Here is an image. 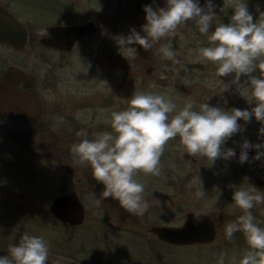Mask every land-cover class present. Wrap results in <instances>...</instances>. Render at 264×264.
Instances as JSON below:
<instances>
[{"label": "rangeland", "instance_id": "rangeland-1", "mask_svg": "<svg viewBox=\"0 0 264 264\" xmlns=\"http://www.w3.org/2000/svg\"><path fill=\"white\" fill-rule=\"evenodd\" d=\"M59 1L72 7L71 14L51 16L39 11L40 27L56 18L91 20L96 29L67 52L39 44L37 38L45 31L31 30L29 44L14 56L33 81L44 113L35 124L17 122V128L0 130V186L20 190L18 202L22 204L17 211L0 204V224L5 235L13 236V240H19L24 233L43 237L49 245V257L58 264H219L221 256L223 264H239L247 250L246 241L240 232L229 241L224 230L241 215L232 205L234 191L254 186L264 194L255 181L256 177L264 178V156L254 161L256 150L252 149L247 163L240 164L238 159L245 140L253 145L264 144L261 125L254 118L249 123L238 121L242 131L223 146L233 148L236 156L218 159L211 167L199 156L185 161L178 149L179 139L169 141L160 158L159 175L137 177L145 184L149 204L143 216L125 212L111 198L96 204L103 186L93 180L89 167L75 162L71 146L85 138L78 133L93 139L100 132L111 131V113L124 110L136 91L170 97L177 111L190 101L194 102V110L204 103L225 111L251 110L255 105L246 102L250 87L246 78L231 84V75L218 78L212 64L198 60V49L209 46V42L192 21L147 51L130 45L136 48L137 56L128 59L118 48L117 37H127L131 29L143 35L144 7L158 9L165 6L166 0ZM241 2L246 3L254 20L264 18V0ZM198 3L204 7L207 0ZM212 3L216 16L210 32L228 23L233 14L225 0ZM164 44H171L175 63L162 59L159 48ZM256 64L253 75L264 76L259 61ZM225 84L229 85L227 91H223ZM199 179L205 191L202 198L195 195ZM60 193L83 204L80 224L59 222L49 213L51 198ZM187 211L210 216L216 230L212 242L171 245L158 240L148 229L153 224L180 225ZM251 212L257 225L264 228V204ZM16 243L14 240L11 244Z\"/></svg>", "mask_w": 264, "mask_h": 264}, {"label": "clouds", "instance_id": "clouds-1", "mask_svg": "<svg viewBox=\"0 0 264 264\" xmlns=\"http://www.w3.org/2000/svg\"><path fill=\"white\" fill-rule=\"evenodd\" d=\"M225 3L233 9L231 19L211 32L216 16L212 0H207L204 7L198 0H166L165 6L158 9L145 6L143 35L131 29L127 37H117V45L128 59H134L137 51L130 45H138L147 51L163 38L175 36L181 25L192 21L201 34L207 35L209 42V46L198 49V60L212 64L218 78L231 75V84H239L241 77H245L250 85L246 102L255 106L251 110L233 108L225 111L204 103L194 110V102L190 101L177 111L170 97L154 92L132 93L124 110L111 113L108 121L111 131L100 132L93 139H88L84 132L78 133L85 138L71 146L75 162L89 167L93 180L103 186L96 204H100L101 199L111 198L125 212L143 216L149 204L145 184L137 177L159 175L161 155L173 139H179L178 149L184 154L205 158L211 167L218 159L230 160L236 156L233 148L223 146L242 131L238 121L249 123L254 118L261 125L259 132L264 136V76L253 75L257 61L258 67L264 70V18L258 22L254 20L241 0H225ZM41 35H47L46 31ZM159 52L162 59L176 62L171 44L162 45ZM228 87L225 84L223 91ZM240 149V164L248 162L249 149L256 150L252 157L254 161L264 156L261 151L264 144L253 145L245 140ZM199 182L200 188L195 195L202 198L205 191L200 179ZM259 204H264V194L254 186L233 192V208L241 215L229 222L224 231L229 241L237 232L246 241L247 250L239 264H264V228L257 225L251 212ZM200 218L197 214L194 223L199 225ZM48 259L49 245L45 239L24 233L19 242L9 248L8 255L0 257V264H48ZM219 264H223V256Z\"/></svg>", "mask_w": 264, "mask_h": 264}, {"label": "water", "instance_id": "water-1", "mask_svg": "<svg viewBox=\"0 0 264 264\" xmlns=\"http://www.w3.org/2000/svg\"><path fill=\"white\" fill-rule=\"evenodd\" d=\"M8 25L10 24L7 21ZM95 29L91 20L81 24L47 26L44 30L47 35L40 37L39 43L45 47L67 52L77 41L93 34ZM26 36V30H0V39L15 47H24ZM22 83L29 85L25 76L19 73H8L0 80V117L16 115L35 122L43 114V103L33 90L22 88ZM250 152L251 149L248 150V153ZM181 157L187 162L194 160L183 152ZM256 182L264 188V178L258 177ZM48 209L57 221L68 225H78L84 218L83 204L67 194L56 195ZM197 214L201 216L199 225L195 224L193 219ZM148 229L158 240L171 245L205 244L212 242L216 236L213 220L209 215L198 211L185 212L180 225L153 224ZM48 264L57 263L48 260Z\"/></svg>", "mask_w": 264, "mask_h": 264}, {"label": "flooded vegetation", "instance_id": "flooded-vegetation-1", "mask_svg": "<svg viewBox=\"0 0 264 264\" xmlns=\"http://www.w3.org/2000/svg\"><path fill=\"white\" fill-rule=\"evenodd\" d=\"M45 8H49V9L44 10ZM39 11H42L44 13L49 12V13H51L50 14L51 16L67 15V14L70 15L72 12V7L70 5L62 2V1H59V0H0V30H26V33H27L26 44L24 47H15V45L0 39V80L2 79L3 76H5L8 73L22 74L25 76V79L29 85L22 83L21 87L22 88H29V89L33 90V92L39 97V99H41L39 94L33 88V85H34L33 81L25 73L23 67H21V65L19 64L17 57H14V56H17L19 53H21L29 44L30 35L32 34L31 30H45V28L47 26H52V25L81 24L87 20L81 21V22H74V21H71L69 19H56V18H54V19H51L49 22L45 23L42 27H40V25H39ZM51 11H53V12H51ZM24 13L26 14L25 16H24ZM30 16H33V17L31 19H29ZM7 21L10 24L8 26H7ZM39 38H37L38 43H39ZM46 48H52V47H46ZM9 55H10V57H9ZM43 113H44V107H43ZM42 116H43V114H42ZM42 116H41V118H42ZM8 120H10V121H8ZM17 122L18 123L19 122H26L29 124H35L34 122L27 121L21 117L16 116V115H5V116L0 117V130H2V129L4 130V129L8 128V126L13 127L10 129L17 128V126H19L17 124ZM9 123H11V124H9ZM251 151H252V149H251ZM257 178L258 177L255 178V181ZM260 188L264 190L263 187L260 186ZM20 193H21L20 190H13V189L10 190L8 188L3 189V187L0 186V204H1V206H4V205L6 207L11 206L16 211L19 210L20 207H22V204L20 202H18ZM60 194H66V193H60ZM67 195H69V194H67ZM55 196H53L51 198V200ZM51 200H50V202H51ZM49 205H50V203H49ZM48 208H49V206H48ZM48 211H49V209H48ZM4 232H5L4 227H3V225L0 224V257L8 255V250L13 245L11 243H13L14 240H16L17 243L19 242L18 239L14 238V240H13V236L5 235L6 232L5 233ZM9 244H11V245H9ZM48 260L55 261L54 259H52L50 257Z\"/></svg>", "mask_w": 264, "mask_h": 264}, {"label": "trees", "instance_id": "trees-1", "mask_svg": "<svg viewBox=\"0 0 264 264\" xmlns=\"http://www.w3.org/2000/svg\"><path fill=\"white\" fill-rule=\"evenodd\" d=\"M234 235H235V234H234ZM235 237H236V236H235ZM240 237H241V236H239V238H240ZM239 238H238V239L236 238V240L240 241ZM243 241H245V240H243Z\"/></svg>", "mask_w": 264, "mask_h": 264}]
</instances>
